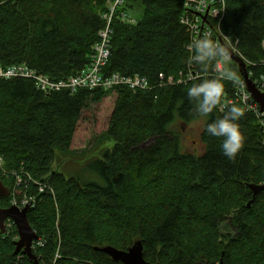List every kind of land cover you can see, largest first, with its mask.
<instances>
[{
    "label": "trees",
    "instance_id": "obj_1",
    "mask_svg": "<svg viewBox=\"0 0 264 264\" xmlns=\"http://www.w3.org/2000/svg\"><path fill=\"white\" fill-rule=\"evenodd\" d=\"M109 1L0 0V67L27 64L56 82L78 75L91 62ZM184 1L126 0L124 11L135 23L114 20L104 76H141L149 91L45 94L31 79H0V178L12 193L0 208L11 207L21 179L18 199L36 202L28 220L44 242L33 251L39 264H122L99 249L128 251L138 241L152 264H264V190L254 197L249 189L264 186V132L257 116L245 113L237 121L244 145L234 159L223 155L222 137L206 132L230 108L219 110L234 84L221 79L224 93L208 116L187 93L218 78L177 84L190 59V32L180 22ZM139 9L137 20L132 13ZM222 30L239 41L244 58L259 63L264 0H229ZM249 72L254 80L264 68ZM230 77L242 80L234 65ZM114 94L102 137L113 146L94 169L106 184L84 172L68 178L55 168L56 153L74 155L83 112ZM201 119L204 151L195 155L184 150L183 130ZM16 239L15 227L0 231V264H34L15 256Z\"/></svg>",
    "mask_w": 264,
    "mask_h": 264
},
{
    "label": "built area",
    "instance_id": "obj_2",
    "mask_svg": "<svg viewBox=\"0 0 264 264\" xmlns=\"http://www.w3.org/2000/svg\"><path fill=\"white\" fill-rule=\"evenodd\" d=\"M229 0H185L182 7V14L180 22L190 32V41L187 45V50L190 53L188 63V71L184 76L181 73L177 84H189L199 78L215 77L223 80H230L234 84L233 95L225 97L220 107V112H225L233 105H239L244 114H255L264 132V112H261L259 105L252 98L248 91L247 84L242 77V80L230 77L232 66L238 65L234 62L233 57H238L246 63V68L249 78L253 81L255 86L261 93H264V73L258 77L252 76L254 74L249 72L250 68L260 67L264 68V59L259 63H252L244 58L239 49V41L233 40L226 35L222 30V24L226 18L227 6ZM126 0H110L108 2V11L103 15L105 22L104 28L99 32V41L95 45L93 55L89 66L78 75L69 78L66 81L56 82L52 81L49 77L38 73L36 70L30 68L27 64L14 65L7 68L0 67V79L11 80L15 78L31 79L35 83L37 90L45 93L52 94L67 90L72 94L77 93L79 90H98L111 91L118 88H127L130 91H149L151 90L150 83L147 78L141 76L128 77L120 74L111 76H104V69L109 63L112 49L113 39V23L116 17L120 18L123 22L135 23L129 14L124 11ZM208 33L211 35L212 40L226 47L229 56L227 60L218 58L212 62L201 64L194 57L193 42L202 39ZM264 46V43H263ZM174 78H170L169 83H174ZM1 167V164H0ZM21 179H17V185H21ZM44 186V187H43ZM40 186V192L47 188L45 185ZM48 189V188H47ZM13 205L20 210L27 207L33 208L35 199L25 195L22 199H15L13 197ZM8 230L14 228L15 224L11 219L6 221ZM44 242L40 239L33 242V250L42 247ZM21 256L20 259H22Z\"/></svg>",
    "mask_w": 264,
    "mask_h": 264
},
{
    "label": "rangeland",
    "instance_id": "obj_3",
    "mask_svg": "<svg viewBox=\"0 0 264 264\" xmlns=\"http://www.w3.org/2000/svg\"><path fill=\"white\" fill-rule=\"evenodd\" d=\"M140 9L136 13H132L137 20L141 17ZM116 95H111L109 98L100 103L92 104L83 112L82 119L79 123L77 132L72 145L73 156H63L57 152L55 168L61 167V171L69 178L74 173L84 172L86 177L92 183H103L101 177L95 172V161L101 159L104 152L112 148V144L102 139L105 132L108 130L111 115L114 110ZM206 120H198L183 130V145L184 150L188 153L200 155L204 151V145L201 142V133L204 130ZM73 171V173H70ZM69 172V173H68ZM99 184V183H98ZM105 181L103 184L105 185ZM20 185H15L13 192L15 199L18 198ZM16 193V194H15ZM19 195V194H18ZM23 198V197H22ZM23 200V199H22ZM14 198L12 197L11 207ZM15 227V226H14ZM17 241L19 240L16 239Z\"/></svg>",
    "mask_w": 264,
    "mask_h": 264
},
{
    "label": "clouds",
    "instance_id": "obj_4",
    "mask_svg": "<svg viewBox=\"0 0 264 264\" xmlns=\"http://www.w3.org/2000/svg\"><path fill=\"white\" fill-rule=\"evenodd\" d=\"M194 57L201 63L212 62L218 58L228 59L229 52L226 47L215 43L211 35L206 33L202 39L193 42ZM224 93V85L221 79L205 80L193 85L188 90L190 100H195L196 111L203 116H208ZM244 115L243 110L233 105L222 118L209 123L206 132L213 137H222L221 149L228 159H234L244 145V135L237 121Z\"/></svg>",
    "mask_w": 264,
    "mask_h": 264
},
{
    "label": "water",
    "instance_id": "obj_5",
    "mask_svg": "<svg viewBox=\"0 0 264 264\" xmlns=\"http://www.w3.org/2000/svg\"><path fill=\"white\" fill-rule=\"evenodd\" d=\"M233 60L239 66L240 74L247 84L249 93L259 105L261 112H264V93H261L253 81L249 78L246 63L242 59L235 56L233 57ZM249 189L253 192L254 197H256L259 192L264 190V186L249 185ZM10 195V189L4 185L2 180H0V199L9 198ZM249 205H251V203H249ZM29 211L30 207L23 210H19L16 207H10L8 209L0 208V230L3 234H5V220L12 219L17 227L19 235V240L15 243V256L22 254L27 257L30 262L39 264L38 258L32 250L33 242L37 241L39 236L35 233L29 223ZM99 250L107 254L114 262H121L122 264H152L147 262L144 258V246L141 241L136 242L128 251L118 250L111 246L103 247ZM220 264H224L223 261H221Z\"/></svg>",
    "mask_w": 264,
    "mask_h": 264
},
{
    "label": "bare ground",
    "instance_id": "obj_6",
    "mask_svg": "<svg viewBox=\"0 0 264 264\" xmlns=\"http://www.w3.org/2000/svg\"><path fill=\"white\" fill-rule=\"evenodd\" d=\"M88 65H89V64H88ZM261 69H262V68H261ZM47 96H48V95H47ZM32 181H33V180H32ZM28 182H29V181H28ZM11 184H12V183H11ZM30 184H31V183H30ZM43 184H44V183H43ZM43 184H42V185H43ZM46 190H47V189H46ZM14 192H15V191H14ZM43 192H44V191H43ZM45 192H46V191H45ZM29 197H30V196H29ZM35 203H36V202H35ZM1 233H2V232H1Z\"/></svg>",
    "mask_w": 264,
    "mask_h": 264
}]
</instances>
